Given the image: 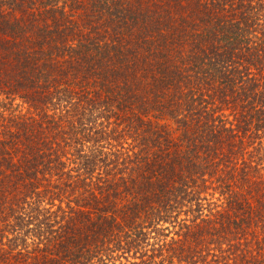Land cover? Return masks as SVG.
I'll use <instances>...</instances> for the list:
<instances>
[{
    "label": "trees",
    "instance_id": "16d2710c",
    "mask_svg": "<svg viewBox=\"0 0 264 264\" xmlns=\"http://www.w3.org/2000/svg\"><path fill=\"white\" fill-rule=\"evenodd\" d=\"M0 264H264V0H0Z\"/></svg>",
    "mask_w": 264,
    "mask_h": 264
}]
</instances>
